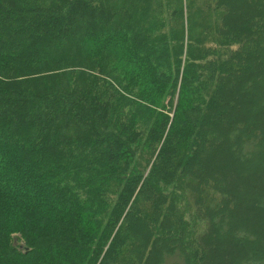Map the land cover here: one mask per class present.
I'll use <instances>...</instances> for the list:
<instances>
[{
	"label": "trees",
	"instance_id": "16d2710c",
	"mask_svg": "<svg viewBox=\"0 0 264 264\" xmlns=\"http://www.w3.org/2000/svg\"><path fill=\"white\" fill-rule=\"evenodd\" d=\"M260 215L264 0H0V264H264Z\"/></svg>",
	"mask_w": 264,
	"mask_h": 264
},
{
	"label": "rangeland",
	"instance_id": "374dc122",
	"mask_svg": "<svg viewBox=\"0 0 264 264\" xmlns=\"http://www.w3.org/2000/svg\"><path fill=\"white\" fill-rule=\"evenodd\" d=\"M217 164H218V162H217ZM238 169L239 168H236V172L233 174L234 177L237 175V173L242 176V173H240V171H238ZM244 190H245V188L242 187V191H244ZM245 193H246V191H245ZM248 193L246 195L250 194V193L249 194ZM188 203H192L191 202V198L188 201ZM184 210L186 212L188 211V205L184 206ZM259 219H261L260 220V221H262L261 224L264 226V217L260 215ZM95 240H96V236H91V237H87V238H85V239H83V240H81L79 242H75V243H73V245H76V246L80 247L84 251V253L86 255H88L91 252V250L93 249V244H94ZM60 246H64V245L58 244V245H53V246H49V247H43L42 249H45V250H47V249H55V248H59ZM28 251H30V250H28V249L24 250V248H20L18 251L14 252L13 254L25 253V252H28ZM165 264H182V263H181V261H179V260H177L175 258L174 259L171 258V259L165 261Z\"/></svg>",
	"mask_w": 264,
	"mask_h": 264
}]
</instances>
